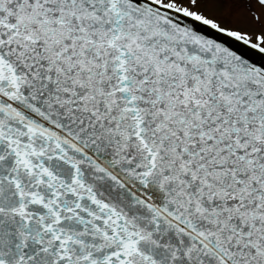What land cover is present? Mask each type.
<instances>
[{"label":"snow or ice","instance_id":"snow-or-ice-1","mask_svg":"<svg viewBox=\"0 0 264 264\" xmlns=\"http://www.w3.org/2000/svg\"><path fill=\"white\" fill-rule=\"evenodd\" d=\"M0 264H264V0H0Z\"/></svg>","mask_w":264,"mask_h":264}]
</instances>
